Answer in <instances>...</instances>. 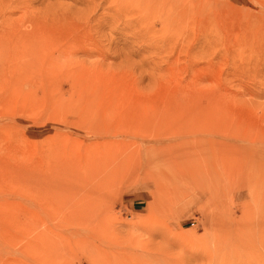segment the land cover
Instances as JSON below:
<instances>
[{
  "label": "rangeland",
  "instance_id": "1",
  "mask_svg": "<svg viewBox=\"0 0 264 264\" xmlns=\"http://www.w3.org/2000/svg\"><path fill=\"white\" fill-rule=\"evenodd\" d=\"M0 264H264V0H0Z\"/></svg>",
  "mask_w": 264,
  "mask_h": 264
},
{
  "label": "bare ground",
  "instance_id": "2",
  "mask_svg": "<svg viewBox=\"0 0 264 264\" xmlns=\"http://www.w3.org/2000/svg\"><path fill=\"white\" fill-rule=\"evenodd\" d=\"M242 257V256H241ZM263 261V260H262ZM244 263V262H243Z\"/></svg>",
  "mask_w": 264,
  "mask_h": 264
}]
</instances>
